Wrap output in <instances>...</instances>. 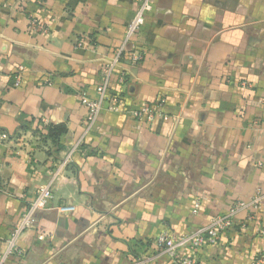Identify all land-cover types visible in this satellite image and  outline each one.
<instances>
[{
	"label": "crops",
	"instance_id": "crops-1",
	"mask_svg": "<svg viewBox=\"0 0 264 264\" xmlns=\"http://www.w3.org/2000/svg\"><path fill=\"white\" fill-rule=\"evenodd\" d=\"M138 1L0 0V257L38 190L53 191L4 264H176L153 245L160 234L264 194V0H152L130 46L143 59L125 55L108 91L124 110L162 97L167 118L103 111L85 130L81 96L96 98ZM262 255L264 203L196 264Z\"/></svg>",
	"mask_w": 264,
	"mask_h": 264
},
{
	"label": "built area",
	"instance_id": "built-area-1",
	"mask_svg": "<svg viewBox=\"0 0 264 264\" xmlns=\"http://www.w3.org/2000/svg\"><path fill=\"white\" fill-rule=\"evenodd\" d=\"M152 0H139L138 6L125 27L123 42L116 48L111 57L105 62L101 72V82L96 88V98L89 99L85 95L81 96V103L86 109L84 118V128L89 131L95 124L101 112L109 113L124 112L129 117L137 121L151 123L161 118H167L163 112L164 98H157L154 101L146 102L138 108L124 110V99L121 96L110 94L108 91L109 80L113 70L125 56H129L131 65L139 63L143 59L141 52L136 51L131 46L132 38L144 26L146 16L151 10ZM32 29L47 34V29L37 24L35 20H31ZM81 42L77 43L76 48H82ZM22 67L18 68V74L15 76V86L19 85ZM123 80V76L121 77ZM8 140L6 134H0V142ZM76 148V147H75ZM73 151V150H72ZM83 152V151H82ZM68 164L65 159L63 166ZM3 190H1L2 192ZM53 200V191L50 186H44L37 192L35 199L30 202L25 211L21 214L15 226L13 227L9 238L7 239V251L4 256L0 257V264H4L6 259L19 253L16 247V241L19 236L27 229L34 226L36 215L38 212L46 209ZM264 203V194L257 192L252 198L247 200H238L232 204L226 214L214 218L207 226L196 228L187 234L176 235L169 233L160 234L154 241L153 245L161 249L176 264H196L199 253L206 245H217L224 232L229 229L234 222L235 217L244 210L258 212ZM199 209V203L194 204V212ZM61 212H72L73 208L68 206H60ZM256 217L248 215L247 220L252 221ZM188 250L190 255L182 257L181 251ZM251 264H264V255L254 258Z\"/></svg>",
	"mask_w": 264,
	"mask_h": 264
}]
</instances>
